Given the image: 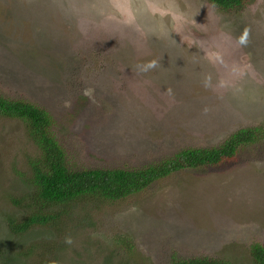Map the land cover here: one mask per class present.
Here are the masks:
<instances>
[{"label": "rangeland", "instance_id": "rangeland-1", "mask_svg": "<svg viewBox=\"0 0 264 264\" xmlns=\"http://www.w3.org/2000/svg\"><path fill=\"white\" fill-rule=\"evenodd\" d=\"M153 60L155 69L139 71ZM0 92L52 116L74 169H137L183 148L217 147L237 130L264 127V0L230 13L206 0H0ZM36 152L20 121L0 118V241L12 242L6 197L27 193L20 178ZM91 206L89 215L74 210L60 264H172L174 256L255 264L264 135L230 162ZM49 234L35 229L25 244Z\"/></svg>", "mask_w": 264, "mask_h": 264}, {"label": "trees", "instance_id": "trees-1", "mask_svg": "<svg viewBox=\"0 0 264 264\" xmlns=\"http://www.w3.org/2000/svg\"><path fill=\"white\" fill-rule=\"evenodd\" d=\"M222 12H238L248 0H206ZM250 2V0H249ZM0 118L20 121L37 152L29 158L30 176L20 178L28 187L22 198L6 197L14 211L3 218L10 241H0V264H60L62 235L68 233L76 214L89 215L91 205L117 202L143 191L184 170L216 167L232 161L242 147L256 144L264 127L235 131L217 147L183 148L172 156L143 168L74 169L68 164L65 149L52 133L54 120L40 106L9 98L0 92ZM18 211V212H17ZM17 213V214H16ZM50 230L46 237L25 244L35 229ZM20 249L18 254L8 250ZM253 263L264 264V240L249 246ZM172 264H235L225 258H172Z\"/></svg>", "mask_w": 264, "mask_h": 264}, {"label": "clouds", "instance_id": "clouds-1", "mask_svg": "<svg viewBox=\"0 0 264 264\" xmlns=\"http://www.w3.org/2000/svg\"><path fill=\"white\" fill-rule=\"evenodd\" d=\"M248 42H249V34H248V31L245 30L244 33L239 37L238 43L242 46H246ZM156 67H157V62L153 60V61H149L148 63L139 66V71L146 73L152 69H155ZM84 95L92 99V89H85ZM65 242L68 244H71L73 241L71 237H67Z\"/></svg>", "mask_w": 264, "mask_h": 264}]
</instances>
